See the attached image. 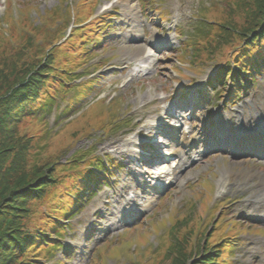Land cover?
I'll use <instances>...</instances> for the list:
<instances>
[{"label": "rangeland", "instance_id": "rangeland-1", "mask_svg": "<svg viewBox=\"0 0 264 264\" xmlns=\"http://www.w3.org/2000/svg\"><path fill=\"white\" fill-rule=\"evenodd\" d=\"M225 1L0 0L5 32L9 24L19 32L28 16L38 25L39 14L63 12L66 4L73 11L62 43L92 21L110 25L76 59V84H93L88 95L57 119L68 94L43 123L24 126L43 157L64 164L84 151L112 167L108 184L84 192L48 264H144L189 216L198 220L196 235H204L190 263L204 261L213 235L211 245L226 252L216 264H264V148L252 145L264 142V70L232 99L231 87L212 84L221 59L190 63L198 34L215 30L219 15L211 12ZM105 115L115 118L106 130H85ZM173 170L176 179L165 189Z\"/></svg>", "mask_w": 264, "mask_h": 264}, {"label": "trees", "instance_id": "trees-1", "mask_svg": "<svg viewBox=\"0 0 264 264\" xmlns=\"http://www.w3.org/2000/svg\"><path fill=\"white\" fill-rule=\"evenodd\" d=\"M91 8L81 16L88 15ZM72 9L66 4L63 12L55 8L39 14L38 25L25 17L19 32L13 24L5 32L0 22V264H48L47 258L70 230L78 205L85 201L84 192L107 184L112 168L105 159H89L84 151L64 164L56 155L43 157L35 136L24 128L31 122L43 123L58 100L65 101L68 94L72 98L57 119L70 113L92 88L89 82L76 84L81 80L76 59L89 52L93 41L98 45L97 38L110 25L92 21L87 32L76 31L62 43ZM211 13L219 15L213 20L215 30L204 35L201 28L190 63L199 67L221 59L222 69L211 82L222 91L230 86L233 99L264 70V0H227L222 9ZM8 15L10 11L6 19ZM114 120L105 115L85 130H106ZM197 222L190 216L179 220L175 239L166 240L144 264H216L226 252L215 250L218 244L211 245L213 235L201 254L204 261L190 263L203 249L204 235L195 232ZM139 241L146 242V237ZM90 264L99 263L92 260Z\"/></svg>", "mask_w": 264, "mask_h": 264}, {"label": "bare ground", "instance_id": "bare-ground-1", "mask_svg": "<svg viewBox=\"0 0 264 264\" xmlns=\"http://www.w3.org/2000/svg\"><path fill=\"white\" fill-rule=\"evenodd\" d=\"M122 1V0H121ZM143 50L142 49H140V51L139 52H142ZM182 143L184 144V146L186 147V145H188V143L185 141V140H182ZM177 145H178V143H177ZM253 145V147H256V148H260V149H262V148H264V142H262V141H259V143H257V144H252ZM180 163H182V166L183 165H185L186 164V160H182V158H180ZM181 167H178L177 169L179 170ZM173 174H176V170H174L173 171ZM226 177V176H225ZM228 178H230V177H228Z\"/></svg>", "mask_w": 264, "mask_h": 264}]
</instances>
